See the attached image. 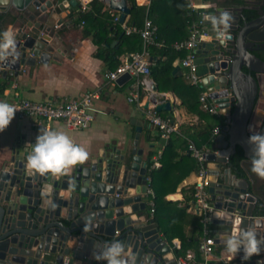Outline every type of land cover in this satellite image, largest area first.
Here are the masks:
<instances>
[{"label":"water","instance_id":"1","mask_svg":"<svg viewBox=\"0 0 264 264\" xmlns=\"http://www.w3.org/2000/svg\"><path fill=\"white\" fill-rule=\"evenodd\" d=\"M102 1L120 14L121 22L131 12L128 0ZM241 1L210 3L204 21L209 35L196 59L200 89L209 92L226 119L216 149L206 153L214 206L208 223L215 226V245L223 247V256L231 255L223 239L232 231L235 217L242 219L241 227L264 225V199L256 194V175L248 165L253 154L251 131L264 134V0L238 6ZM79 5L78 0H0V29L6 22L12 25L17 42L16 57L0 64V75L18 76L23 65L37 62L59 63L72 47L67 43L65 29L71 22L66 18ZM225 11L231 15V26L218 39L208 17ZM178 71L182 74L180 65L174 73ZM131 79L126 73L117 83ZM147 91L144 109L153 104L156 111L172 117L175 101L155 81ZM131 123L135 125L131 149H104L64 175L26 169L39 131L30 140L23 135L11 147L0 144V264H106L94 254L115 240L135 256L134 264H178L174 243L148 207L151 156L139 146L144 122L133 117ZM236 155L237 163L231 159ZM257 232L264 240V226ZM242 257L243 253L233 256L232 264H264V245L259 255Z\"/></svg>","mask_w":264,"mask_h":264},{"label":"crops","instance_id":"2","mask_svg":"<svg viewBox=\"0 0 264 264\" xmlns=\"http://www.w3.org/2000/svg\"><path fill=\"white\" fill-rule=\"evenodd\" d=\"M91 1L93 0H78L80 5L72 8V12L67 16L66 21H70L71 24L66 27L65 31L67 34V43L72 45V47L67 54L62 56L60 62L51 64L37 62L34 66L23 65L18 76L8 74L6 78H3L2 75H0V84L3 82L7 83L6 89L0 94V100H13L17 98L60 100L79 96L86 91H98V97L95 99V121L86 129H72L64 122L57 120L49 122L46 128H42L34 125L33 118L20 116L15 113L14 119L11 121L10 125L3 132H0V144L11 147L23 135L30 140L35 136L37 131H42L44 129L60 130L67 133L75 144L85 148L90 158L91 156L99 155L104 149L112 148L113 146L131 149L135 136V125L131 123L133 117L141 119L144 122L139 146L144 149L145 156L150 155L152 157L159 150H163L164 157L168 141L173 134L182 137L188 142H195L192 134L197 130H202V128L207 125V121L198 114L190 112L188 108L182 104L181 98L172 90L167 91L160 88L161 92L166 93V95L176 103L173 111V118L169 117V113L167 112L166 118H169L177 125V131L173 132L169 139H164L160 135L158 129L150 123L145 113L146 109H144V104L148 97V91L144 88L149 86L152 81L156 82L151 73L149 75H142L140 78L133 77L123 85L108 82L105 77V72L111 69V65L106 63L102 58L96 56L95 53L98 49V45L94 41V36L93 34H86V31L92 28L91 19L80 20L79 17L82 11H92L99 21L105 19L103 16L105 12H108L112 16L120 14L110 9L102 0L100 1L104 3V6L98 14L97 9L90 5ZM203 1H207L210 7L211 0ZM136 2L138 5L149 6L151 0H136ZM209 7L207 10L205 8H200L199 11L203 10L208 14ZM129 18L130 14L125 21L128 22ZM7 23L8 22H6L4 26V30L0 29V33L8 29H11L15 33L13 26ZM111 34L110 32V35ZM117 42L118 41L114 39L111 43V48H114ZM118 47L119 46L114 48L113 52L115 57L123 63L129 54L116 51ZM157 62L158 60L156 62H151V65ZM178 65L181 66V58L175 60L172 74L181 76L186 80L184 67L181 66L182 74L180 71L174 73V69ZM138 81L141 82V105L128 100L132 86L137 84ZM261 81V98L264 99V76H262ZM152 106L153 104L149 105V107ZM213 116L214 127L225 124L226 119L224 116ZM148 135H150V138ZM201 148L213 150L216 149V143L212 146L205 145ZM179 152L184 155H192L189 151V147L180 149ZM192 157L197 163L196 169L184 177L177 185V188L174 191L168 192L164 198L165 200L176 203V205H168L165 203V200H161L158 205V210V207L155 205L156 187L152 185V177L149 172V180L151 182L148 196L149 211L152 215V203H154L156 210L152 216L156 217L162 229L167 231L170 240L174 243V245H172L174 246L175 253H177V259L184 256L189 250L197 251V242L199 243L206 234L214 237L213 228L215 226L210 223H208L206 227L208 230L207 233L204 231V225L202 229H200L199 226L197 228L194 226L195 216L200 215L194 203L193 192L195 187L194 183L197 180L198 162L193 155ZM248 165L251 166V163H248ZM175 174L176 173H172L171 175L172 181L176 178ZM176 176H178V174H176ZM255 177L256 194L264 199V179H260L257 176ZM164 184V189L171 190L173 187V183L170 182L169 179H167ZM175 208L185 209L186 216L181 218L180 225L178 224L179 221H177L178 211ZM160 213L164 214L167 218L162 217ZM183 237H188L190 242H193L192 245H185ZM222 248L223 247L219 245L215 246L216 255H221Z\"/></svg>","mask_w":264,"mask_h":264},{"label":"built area","instance_id":"3","mask_svg":"<svg viewBox=\"0 0 264 264\" xmlns=\"http://www.w3.org/2000/svg\"><path fill=\"white\" fill-rule=\"evenodd\" d=\"M188 7L193 11H199L200 8L209 7L208 4L202 3L198 6L194 0H185ZM201 17L190 26V34L183 40H177L167 46L164 40L158 39V26L150 18H146L141 29L129 24L127 21L121 22L120 15L114 16L115 22H121V27L127 34L139 32L143 38V48L140 51H132L127 59L114 69L105 72L108 82L116 84L120 76L128 73L133 77L140 78L142 75L151 73V60L149 49L152 46L170 47L176 51H184L185 55L181 58V66L187 68L185 78L187 81L200 88L202 76L198 75L197 69L199 64L196 63L198 48L204 39L209 35V31L204 21L206 11H200ZM141 82L132 86L128 96L130 102L138 105L142 104L141 99ZM148 90V86L144 88ZM98 91H86L79 96L65 99H44L32 100L27 98H17L6 101L18 109L16 112L20 116H28L34 119L36 127L46 128L51 121H62L72 129H86L96 119L95 99L98 97ZM200 107L203 111L216 116L223 115L220 113L218 105L209 97V92L202 89L200 95ZM145 113L150 123L155 126L164 139H169L173 132L177 131V125L169 118L161 115L156 111L154 106L148 107ZM223 124L217 125L212 130L211 139L216 143L217 136L221 133ZM189 151L198 162L197 180L194 183V203L199 210L204 231L207 233V225L214 211V206L209 192L210 174L206 153L211 151L208 148H199L195 142L189 141ZM163 150H159L151 157L150 169L160 168L162 166ZM248 195V193H247ZM155 213L154 203H152V215ZM215 239L213 236L206 234L198 243L197 251L189 250L184 256L178 258V264H232L233 256L216 255ZM198 254L201 259H198ZM212 258V259H211Z\"/></svg>","mask_w":264,"mask_h":264},{"label":"trees","instance_id":"4","mask_svg":"<svg viewBox=\"0 0 264 264\" xmlns=\"http://www.w3.org/2000/svg\"><path fill=\"white\" fill-rule=\"evenodd\" d=\"M128 1L131 6L128 23L141 29L146 18H150L153 23L158 26V39L164 40L167 46L177 40L187 38L190 34L189 26L202 16L200 11H193L189 8L185 0H151L149 6L138 5L136 0ZM90 5L97 9L99 14L104 3L100 0H93L90 2ZM103 16L105 19L99 21L92 11H82L79 19H91L92 28L87 30L86 34H93L94 36V41L98 45L95 54L106 63H109L111 69H114L122 64V62L115 57L113 49L119 46L116 51L124 54H129L132 51H140L143 48V38L139 32L127 34L121 27V22H115L114 16L110 15L108 12L103 13ZM110 32L112 33L111 35ZM114 39L118 42L115 44L114 48H111V43ZM149 51L150 56L158 57V62L151 65V74L156 80L159 89L174 91L181 98L182 104L185 105L190 112L196 113L201 118L206 119L207 125L202 128V130H197L192 134L196 145L199 148L205 145L212 146L214 144L211 139L212 130L214 129V116L200 108L199 99L201 89L191 85L184 80L183 77L172 74L175 60L184 57L185 52L176 51L170 47L157 46H152ZM6 87V82L0 84V94L4 92ZM160 113L167 117L166 112ZM148 137L150 138V135H148ZM188 143V141L176 134L171 135L162 159V167L150 171L152 185L156 187L155 205L158 207V210L159 202L165 200L164 198L168 192L174 191L183 178L197 167V163L192 155H184L179 152L180 149L188 148ZM238 156H242L240 150L238 151ZM231 159L235 163L238 161L237 155L232 156ZM172 173L178 174V176L175 174L176 178L173 181L171 179ZM167 179L173 183L171 190L163 188ZM165 203L168 205H176V203L168 200H165ZM176 210L178 211L177 221H179L178 224L180 225L181 218L186 216L185 209ZM160 215L167 218L164 214L160 213ZM194 226L195 228L198 226L200 229L203 228L200 216H195ZM183 241L187 246H191L193 243L190 242L188 237H183ZM198 259H201L199 254Z\"/></svg>","mask_w":264,"mask_h":264},{"label":"clouds","instance_id":"5","mask_svg":"<svg viewBox=\"0 0 264 264\" xmlns=\"http://www.w3.org/2000/svg\"><path fill=\"white\" fill-rule=\"evenodd\" d=\"M217 38L223 37L230 28L231 15L222 12L219 17H208ZM16 38L11 29L0 33V64L10 61L17 55ZM16 107L6 101H0V132H3L14 119ZM248 142L252 145L251 172L258 178L264 179V134L251 131ZM89 158L88 151L75 144L73 140L60 130H40L27 155L25 167L31 172L40 175H64L78 164L85 163ZM233 228L230 233L224 234L223 244L225 251L232 256L243 253V259H250L259 255L264 245V240L258 237L257 229L264 226L254 222L247 227L240 217L231 221ZM94 259L106 261V264H134L135 256L126 252V245L115 240L105 243L99 253L94 254Z\"/></svg>","mask_w":264,"mask_h":264},{"label":"flooded vegetation","instance_id":"6","mask_svg":"<svg viewBox=\"0 0 264 264\" xmlns=\"http://www.w3.org/2000/svg\"><path fill=\"white\" fill-rule=\"evenodd\" d=\"M221 1V2H220ZM254 0H242L240 3H239V5L238 6H253V2ZM210 3H212V0L210 1ZM222 3V0H219V3H218V5H220ZM234 3V2H233ZM222 5V4H221ZM232 49H233V47H232ZM252 52L254 53V54H256V49H254V50H252ZM261 55H263L264 56V53L262 52V54ZM248 163H249V161H248Z\"/></svg>","mask_w":264,"mask_h":264},{"label":"rangeland","instance_id":"7","mask_svg":"<svg viewBox=\"0 0 264 264\" xmlns=\"http://www.w3.org/2000/svg\"><path fill=\"white\" fill-rule=\"evenodd\" d=\"M195 2H196V4H197L198 6H200L203 2H206V4H207V1H203V0H195ZM184 71L186 72V71H188V69L185 68ZM186 80H187V79H186Z\"/></svg>","mask_w":264,"mask_h":264}]
</instances>
